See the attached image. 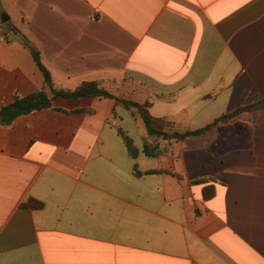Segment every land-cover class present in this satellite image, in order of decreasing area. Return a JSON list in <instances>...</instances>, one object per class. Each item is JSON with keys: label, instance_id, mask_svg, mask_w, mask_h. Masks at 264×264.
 I'll return each mask as SVG.
<instances>
[{"label": "crops", "instance_id": "1", "mask_svg": "<svg viewBox=\"0 0 264 264\" xmlns=\"http://www.w3.org/2000/svg\"><path fill=\"white\" fill-rule=\"evenodd\" d=\"M25 42L178 132L246 111L185 141L114 98L0 124V264H264V0H0V111L45 86Z\"/></svg>", "mask_w": 264, "mask_h": 264}, {"label": "trees", "instance_id": "2", "mask_svg": "<svg viewBox=\"0 0 264 264\" xmlns=\"http://www.w3.org/2000/svg\"><path fill=\"white\" fill-rule=\"evenodd\" d=\"M26 46L31 50L34 60L43 73L45 78V86L33 93L28 97H16L15 101L9 105L3 106L0 111V118L6 125H12L14 121L22 116L43 109L49 108L52 106L53 99L62 97L67 99H79V98H114L116 99L117 105L124 107L126 110H129L133 113L134 116L141 118L148 130L150 136L163 138L166 140H175V141H185L189 137H194L205 133L206 131L217 127L222 123L229 122L231 119L235 118L239 114H242L246 109H241L233 114L224 116L214 122L212 125L206 127L205 129L198 131H185L178 132L174 130V124L166 119L154 118L150 114V103L140 104L131 100L116 98L110 92L102 87L101 82H89L84 83L73 91L58 90L54 87L53 79L49 70L44 66L41 59L40 52L32 48L28 43ZM53 94V97H50V93ZM118 132L126 143L129 152L132 156L137 155V149L132 139H130L121 127H118ZM214 193H207L206 196L210 197ZM35 207H41L40 203H35Z\"/></svg>", "mask_w": 264, "mask_h": 264}, {"label": "water", "instance_id": "3", "mask_svg": "<svg viewBox=\"0 0 264 264\" xmlns=\"http://www.w3.org/2000/svg\"><path fill=\"white\" fill-rule=\"evenodd\" d=\"M2 20H3L4 23H7L8 20H9V18H7L6 16H4ZM262 107H264V103H261V104H258L256 106H253L251 109L254 110V109H258V108H262ZM0 124H4L2 118H0Z\"/></svg>", "mask_w": 264, "mask_h": 264}, {"label": "built area", "instance_id": "4", "mask_svg": "<svg viewBox=\"0 0 264 264\" xmlns=\"http://www.w3.org/2000/svg\"><path fill=\"white\" fill-rule=\"evenodd\" d=\"M4 40V39H3Z\"/></svg>", "mask_w": 264, "mask_h": 264}]
</instances>
